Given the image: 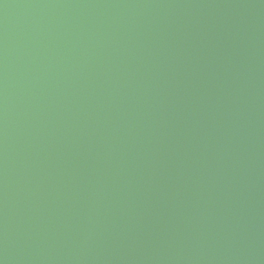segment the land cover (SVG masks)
Returning a JSON list of instances; mask_svg holds the SVG:
<instances>
[{"label":"water","instance_id":"obj_1","mask_svg":"<svg viewBox=\"0 0 264 264\" xmlns=\"http://www.w3.org/2000/svg\"><path fill=\"white\" fill-rule=\"evenodd\" d=\"M0 264H264V0H0Z\"/></svg>","mask_w":264,"mask_h":264}]
</instances>
